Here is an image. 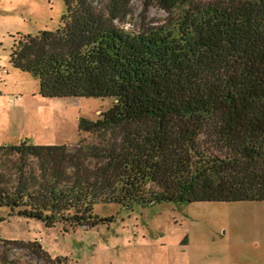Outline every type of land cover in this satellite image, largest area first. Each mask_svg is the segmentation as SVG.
<instances>
[{
  "label": "trees",
  "instance_id": "trees-1",
  "mask_svg": "<svg viewBox=\"0 0 264 264\" xmlns=\"http://www.w3.org/2000/svg\"><path fill=\"white\" fill-rule=\"evenodd\" d=\"M64 2L56 28L18 33L9 61L41 96L114 101L78 118L90 136L73 145L0 144V206L66 230L104 221L98 201L264 200V0H144L167 16L135 31L115 22L130 0ZM17 245L65 262L0 236V264H32Z\"/></svg>",
  "mask_w": 264,
  "mask_h": 264
},
{
  "label": "rangeland",
  "instance_id": "rangeland-1",
  "mask_svg": "<svg viewBox=\"0 0 264 264\" xmlns=\"http://www.w3.org/2000/svg\"><path fill=\"white\" fill-rule=\"evenodd\" d=\"M94 2L105 6V0ZM65 9L64 0H0V144L27 138L73 145L81 135L90 136L79 132L78 118L96 119L114 101L112 96H41L38 77L9 61L18 33L56 28ZM166 16L157 4L130 0L123 19L115 22L135 31ZM15 95L20 97L11 99ZM93 212L104 221L65 230L60 221L46 226L0 206V236L36 239L52 259L67 256L66 264H264V200L161 201L131 208L98 201ZM9 254L44 263L42 255L23 246H12Z\"/></svg>",
  "mask_w": 264,
  "mask_h": 264
},
{
  "label": "crops",
  "instance_id": "crops-1",
  "mask_svg": "<svg viewBox=\"0 0 264 264\" xmlns=\"http://www.w3.org/2000/svg\"><path fill=\"white\" fill-rule=\"evenodd\" d=\"M187 240H188V239L186 238V239H185V242H184L183 244L187 243V242H188ZM181 244H182V243H181ZM64 258H65V259H64L65 262H63V263L66 264V262H67V261H66L67 256H65Z\"/></svg>",
  "mask_w": 264,
  "mask_h": 264
},
{
  "label": "built area",
  "instance_id": "built-area-1",
  "mask_svg": "<svg viewBox=\"0 0 264 264\" xmlns=\"http://www.w3.org/2000/svg\"><path fill=\"white\" fill-rule=\"evenodd\" d=\"M125 27H127V24H125ZM19 97H20V95H15V96L11 97V99L19 98Z\"/></svg>",
  "mask_w": 264,
  "mask_h": 264
}]
</instances>
